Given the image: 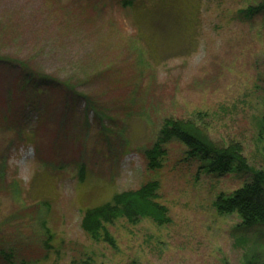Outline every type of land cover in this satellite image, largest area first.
<instances>
[{
	"label": "rangeland",
	"instance_id": "obj_1",
	"mask_svg": "<svg viewBox=\"0 0 264 264\" xmlns=\"http://www.w3.org/2000/svg\"><path fill=\"white\" fill-rule=\"evenodd\" d=\"M260 4L0 0V264L264 263V227L214 207L250 173L217 177L177 141L159 169L144 155L181 121L264 169V16H244ZM25 70L53 82L35 92ZM147 184L167 223L118 218L96 241L81 229Z\"/></svg>",
	"mask_w": 264,
	"mask_h": 264
},
{
	"label": "trees",
	"instance_id": "obj_2",
	"mask_svg": "<svg viewBox=\"0 0 264 264\" xmlns=\"http://www.w3.org/2000/svg\"><path fill=\"white\" fill-rule=\"evenodd\" d=\"M255 15L264 16V4L244 12L245 17L251 18ZM0 62L10 61L0 58ZM25 72L23 84H28L35 92L41 91L44 85L42 81L47 82V84L53 82L51 78H38V75L31 71L25 70ZM74 95L76 94L72 96ZM262 102L264 103V97ZM32 106L36 107L35 105ZM87 108L94 109L90 103L87 104ZM257 138L262 142L264 152V114L259 121ZM173 141L186 146L189 150V156L199 160L205 171L217 177L250 173L249 181L232 196H217L214 207L219 215L236 214L245 229L264 227V169L252 171L240 154L238 145H233L228 149L215 148L197 130L194 131L193 127L181 121L172 120L164 121L156 142L151 149L144 152L148 169H159V159L165 153L162 147ZM156 188L157 184H147L136 192L117 194L110 202L86 210L81 219V229L90 236L91 240L96 241L101 239L106 224H111L118 218H125L134 222L138 218L148 217L159 225L167 223L166 210L154 201ZM105 241L110 244L113 242L107 234ZM242 264L264 263L258 257L248 258L245 256Z\"/></svg>",
	"mask_w": 264,
	"mask_h": 264
}]
</instances>
